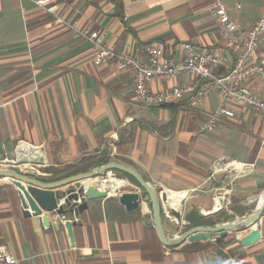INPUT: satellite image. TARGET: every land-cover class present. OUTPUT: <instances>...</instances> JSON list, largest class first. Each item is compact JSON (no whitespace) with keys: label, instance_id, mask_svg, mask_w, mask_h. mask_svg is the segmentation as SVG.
<instances>
[{"label":"crops","instance_id":"0c3cea01","mask_svg":"<svg viewBox=\"0 0 264 264\" xmlns=\"http://www.w3.org/2000/svg\"><path fill=\"white\" fill-rule=\"evenodd\" d=\"M262 1L224 3L234 22L247 28L257 18L245 19L244 11L264 10ZM215 2L58 0L49 12L33 0H0V160L14 159L19 143L30 150L39 147L44 157L43 164L0 167L47 181L111 161L132 167L147 183L168 192L172 199L164 207L180 211L179 221L162 212L167 237L252 212L264 188L263 115L230 103L232 115L212 130H201L206 114L220 101L218 90L195 104L187 92L168 105H141L134 98L129 72L115 62L99 61L96 45L85 36L100 29L108 47L142 59L147 42L161 41L166 54L176 57L180 44L189 41L224 55L227 64L214 69L224 72L234 52L209 11ZM189 80V75L180 74L151 81L149 87L157 91ZM246 84L264 97V80L253 77ZM220 156L254 166L228 179L223 173L210 176L209 166ZM47 168H54L55 174ZM115 173L129 181L124 189L138 186ZM117 183L109 179L107 194L87 201L80 222L72 224L70 239L62 225L65 217L56 228L54 212H45L52 219L47 226L36 215L21 214L15 186L0 177V243L15 257L14 264H264L262 239L239 241L251 229L248 225L229 229L224 236L164 245L151 222L148 202L126 209L119 192H112ZM97 186L103 187L99 182ZM139 193L145 195L142 189ZM225 215L229 217L223 220ZM212 220L216 222L210 224Z\"/></svg>","mask_w":264,"mask_h":264},{"label":"built area","instance_id":"2783aa9c","mask_svg":"<svg viewBox=\"0 0 264 264\" xmlns=\"http://www.w3.org/2000/svg\"><path fill=\"white\" fill-rule=\"evenodd\" d=\"M35 5L44 7L49 12L56 7L58 0H33ZM239 8V2H235ZM224 0H216L209 10L221 36L229 49L234 52L233 60L224 72L216 73L214 69L227 64V58L214 51L197 47L185 41L180 44L181 53L176 57L166 54L164 44L155 40L143 45L146 58L135 53L115 51L103 41L100 29L85 33L89 42L97 47L96 57L101 62H115L118 67L125 68L132 79L135 100L144 106H162L179 101L184 93L191 92V102L195 104L203 100L211 91L218 90L221 98L216 108L206 114L199 128L212 130L219 120L232 115L230 103H240L264 117V97L254 94L247 87V80L253 77L264 80V12L247 28L241 27L230 17ZM187 74L191 80L184 81L170 88L151 90V81H161ZM254 163L220 156L210 167V176L223 173L237 176L250 171ZM109 179L117 181L114 193H120L129 181L125 176L117 175L112 169L98 177V182L106 188ZM109 188L107 192L110 190ZM168 215V213L166 212ZM15 257L6 246L0 243V264H14Z\"/></svg>","mask_w":264,"mask_h":264},{"label":"water","instance_id":"95a60500","mask_svg":"<svg viewBox=\"0 0 264 264\" xmlns=\"http://www.w3.org/2000/svg\"><path fill=\"white\" fill-rule=\"evenodd\" d=\"M44 157L39 147H28V144L19 143L16 147L14 159L0 160V165H18L21 163L43 164ZM108 169L129 174L134 178L138 186L134 190H123L119 193V201L124 204L126 209H137L141 206V200L148 202V208L151 211V222L153 223L156 234L166 246H174L182 240H204L210 237L224 236L226 231L234 229L240 225L251 227L247 233L239 238L241 244L251 243L255 240L264 241V188L261 198L256 208L248 213L235 217L233 219L218 223L215 225H196L186 229L174 237H167L164 234L161 215L162 212L173 215L176 221L180 219V211L172 207H164V203L171 201L168 192L163 187L156 189L152 184L147 183L146 179L132 167L111 161L101 165H96L90 169L68 175L56 180H43L20 172L14 168L0 167V177L8 178L16 188L21 210L24 216L36 215L42 226L50 225L52 219L45 212H54L56 214L53 224L57 228L61 218H64L63 224L72 239V224L80 222V212L87 206L89 199L105 196L108 188H99L97 186V176H101ZM142 189L145 195H140ZM218 197V201L222 199ZM217 208L213 209V211ZM201 216L203 213H199Z\"/></svg>","mask_w":264,"mask_h":264},{"label":"rangeland","instance_id":"374dc122","mask_svg":"<svg viewBox=\"0 0 264 264\" xmlns=\"http://www.w3.org/2000/svg\"><path fill=\"white\" fill-rule=\"evenodd\" d=\"M258 1H260V0H258ZM262 2H264V0L262 1ZM245 13H246V16H245V19H247V20H252V19H255V18H257L258 19V17L261 15V13H263L264 12V10H262V9H257V7H254V8H251V9H249L248 11H244ZM256 19V20H257ZM214 161V160H213ZM212 161V162H213ZM231 175H232V173H230ZM230 175V176H231ZM229 178V176L226 178V179H228ZM235 232H237L236 230H235ZM230 235H234V231L233 232H231V234Z\"/></svg>","mask_w":264,"mask_h":264},{"label":"trees","instance_id":"16d2710c","mask_svg":"<svg viewBox=\"0 0 264 264\" xmlns=\"http://www.w3.org/2000/svg\"><path fill=\"white\" fill-rule=\"evenodd\" d=\"M84 171L85 170H87V169H84V168H82ZM47 170H49V171H52V173H54L55 174V171H54V168H47ZM115 171H117V172H119V173H121V174H123V175H126V176H128V177H130L132 180H134V178L132 177V176H130L129 174H127V173H124V172H121V171H118V170H115ZM71 172H67V173H65V175L66 174H70ZM61 176H64V174H60V175H54V177L55 178H60ZM134 182H135V180H134ZM229 217V215H225L222 219L223 220H226L227 218ZM216 221L215 220H212V221H210L209 223L210 224H214ZM176 246V245H175Z\"/></svg>","mask_w":264,"mask_h":264}]
</instances>
